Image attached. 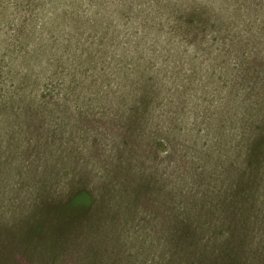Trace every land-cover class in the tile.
<instances>
[{
  "label": "rangeland",
  "instance_id": "rangeland-1",
  "mask_svg": "<svg viewBox=\"0 0 264 264\" xmlns=\"http://www.w3.org/2000/svg\"><path fill=\"white\" fill-rule=\"evenodd\" d=\"M262 121L264 0H0V264H264Z\"/></svg>",
  "mask_w": 264,
  "mask_h": 264
},
{
  "label": "trees",
  "instance_id": "trees-1",
  "mask_svg": "<svg viewBox=\"0 0 264 264\" xmlns=\"http://www.w3.org/2000/svg\"><path fill=\"white\" fill-rule=\"evenodd\" d=\"M147 89V88H145ZM157 96L155 93L150 90H146L144 94L140 95L139 101L142 102L145 106L150 104ZM137 102V103H138ZM139 108L140 104L138 103ZM141 107H144L141 105ZM247 151H264V123L260 122V129L254 133L253 139H251L250 143H247ZM253 160V164L257 163V156ZM94 195L89 191V189L85 185H75L68 193L65 198L57 199L56 205L50 208L51 218L50 221L56 222V224H60L63 227L62 231L65 232V228H68L67 221L73 219L76 221L78 219L76 216L82 217V214L85 212L88 213L94 207ZM48 210V208H47ZM49 212V211H47ZM84 212V213H83ZM74 221V222H75ZM191 224L177 226V233H180L181 240H189L196 236V232L191 231ZM70 229V228H69ZM68 229V230H69ZM194 230V229H193ZM195 231V230H194ZM50 258L48 256L43 255L42 260L48 261ZM47 263H50L47 262Z\"/></svg>",
  "mask_w": 264,
  "mask_h": 264
}]
</instances>
